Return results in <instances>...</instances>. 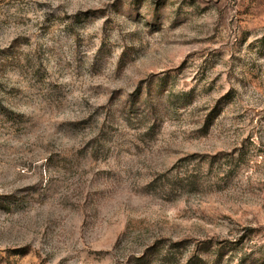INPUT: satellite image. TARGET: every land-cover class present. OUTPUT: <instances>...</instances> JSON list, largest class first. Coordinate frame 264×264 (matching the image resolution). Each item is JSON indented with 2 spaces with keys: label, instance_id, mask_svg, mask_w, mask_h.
<instances>
[{
  "label": "rangeland",
  "instance_id": "374dc122",
  "mask_svg": "<svg viewBox=\"0 0 264 264\" xmlns=\"http://www.w3.org/2000/svg\"><path fill=\"white\" fill-rule=\"evenodd\" d=\"M0 264H264V0H0Z\"/></svg>",
  "mask_w": 264,
  "mask_h": 264
}]
</instances>
